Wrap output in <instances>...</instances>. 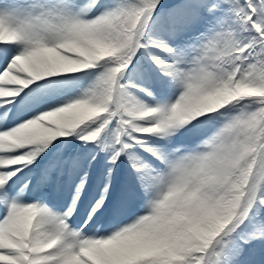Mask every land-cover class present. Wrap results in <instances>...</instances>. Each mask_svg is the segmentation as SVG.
Instances as JSON below:
<instances>
[{"label":"snow or ice","instance_id":"1","mask_svg":"<svg viewBox=\"0 0 264 264\" xmlns=\"http://www.w3.org/2000/svg\"><path fill=\"white\" fill-rule=\"evenodd\" d=\"M0 264H264V0H0Z\"/></svg>","mask_w":264,"mask_h":264}]
</instances>
